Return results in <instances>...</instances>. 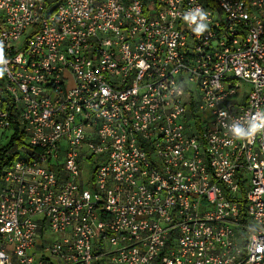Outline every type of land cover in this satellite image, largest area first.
I'll list each match as a JSON object with an SVG mask.
<instances>
[{"label": "built area", "instance_id": "2783aa9c", "mask_svg": "<svg viewBox=\"0 0 264 264\" xmlns=\"http://www.w3.org/2000/svg\"><path fill=\"white\" fill-rule=\"evenodd\" d=\"M250 122L264 0H0V264H264Z\"/></svg>", "mask_w": 264, "mask_h": 264}, {"label": "clouds", "instance_id": "9594fccd", "mask_svg": "<svg viewBox=\"0 0 264 264\" xmlns=\"http://www.w3.org/2000/svg\"><path fill=\"white\" fill-rule=\"evenodd\" d=\"M186 19H188V18L186 17ZM191 19H192V21H195L196 16H192ZM204 28H205V25L202 24L198 31H203ZM262 126H264V125L250 122V126L248 129H245L239 125H236L231 129V131L235 137L244 138V137H248V136L253 135L259 129H261Z\"/></svg>", "mask_w": 264, "mask_h": 264}, {"label": "trees", "instance_id": "16d2710c", "mask_svg": "<svg viewBox=\"0 0 264 264\" xmlns=\"http://www.w3.org/2000/svg\"><path fill=\"white\" fill-rule=\"evenodd\" d=\"M46 2H47V4L48 5H56L57 3H59V0H45ZM18 140V137L16 136V134L15 135H13L12 136V141H11V143L6 147V148H2L1 150H0V153H1V155L5 152V151H7L10 147H12V145L14 144V142L15 141H17ZM6 167H7V162L6 161H2L1 163H0V180H1V176H2V172H3V170L4 169H6Z\"/></svg>", "mask_w": 264, "mask_h": 264}, {"label": "rangeland", "instance_id": "374dc122", "mask_svg": "<svg viewBox=\"0 0 264 264\" xmlns=\"http://www.w3.org/2000/svg\"><path fill=\"white\" fill-rule=\"evenodd\" d=\"M239 86L241 87V91L239 92V95H237V99L242 98V96H244V94L250 89V85L245 82H240ZM48 237L51 239V241H58L62 238V234L50 233Z\"/></svg>", "mask_w": 264, "mask_h": 264}, {"label": "crops", "instance_id": "0c3cea01", "mask_svg": "<svg viewBox=\"0 0 264 264\" xmlns=\"http://www.w3.org/2000/svg\"><path fill=\"white\" fill-rule=\"evenodd\" d=\"M50 239V238H49ZM51 240V239H50Z\"/></svg>", "mask_w": 264, "mask_h": 264}]
</instances>
